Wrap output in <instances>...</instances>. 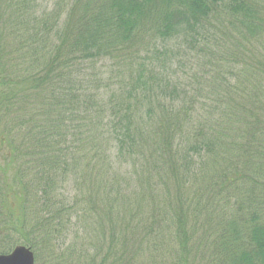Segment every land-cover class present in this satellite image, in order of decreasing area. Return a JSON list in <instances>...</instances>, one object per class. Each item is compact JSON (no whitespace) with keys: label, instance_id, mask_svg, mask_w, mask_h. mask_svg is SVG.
Here are the masks:
<instances>
[{"label":"trees","instance_id":"trees-1","mask_svg":"<svg viewBox=\"0 0 264 264\" xmlns=\"http://www.w3.org/2000/svg\"><path fill=\"white\" fill-rule=\"evenodd\" d=\"M35 1L0 0V43L9 29L34 70L19 75L0 59V146L12 150L3 163L39 172L37 185L0 176V199L16 202L0 203V254L23 245L41 264L65 245L86 264H264V202L242 189L264 140L254 109L264 87L254 82L245 105L232 84L264 66L263 56L245 62L239 40L263 30L257 0H62L43 26ZM103 61L128 80L97 101L100 80L86 69ZM189 62L203 74L187 86L177 71ZM28 115L39 120L32 144L18 134ZM227 205L235 212L218 216Z\"/></svg>","mask_w":264,"mask_h":264},{"label":"rangeland","instance_id":"rangeland-1","mask_svg":"<svg viewBox=\"0 0 264 264\" xmlns=\"http://www.w3.org/2000/svg\"><path fill=\"white\" fill-rule=\"evenodd\" d=\"M59 1L62 0H36L35 3L37 4V7H34V9L37 11L36 15L40 18V22L39 25H42V19L46 18V21H49V25L54 24V17L53 15H57L61 13V9L58 8V6L56 4H58ZM257 4H258V8L260 9V15L262 18V22H263V30L261 33L257 34L254 32L252 36L253 39L252 41H250L249 44V39L246 36H240L239 40H242V51H243V55L245 56V62L250 63H256L259 61V58H261L260 56L264 57V0H257ZM65 22L64 17L60 18V25H63ZM59 25V24H58ZM1 32V29H0ZM6 35H7V40L3 39L0 43V59L3 60L4 62L2 63L4 66H12L15 65V69L17 70V72L19 73V75L21 74H26V73H32L34 72V70L32 68H30L31 66L27 63V61L24 60L25 57H27V53L24 52L22 50L21 47V43H19V40L13 35L12 32H10V30L8 29L6 31ZM258 35H262V37L258 36ZM41 46H43V40L40 39L39 40V48H41ZM254 66V68H259V70L255 71L252 70V73L249 71H245L242 73H239L237 76H235L234 78H232V84L237 85L235 87L236 90H238L237 93V97L238 100L240 101V103L242 104H247V102L251 101V96L254 95V92L251 91L248 93L249 90H251L253 88V86H255V83H257L258 86H263L264 87V71L263 68L264 66H256L255 64H252ZM18 66L20 67L18 70ZM120 66L114 64L113 62H109V61H103V62H99L95 67L93 68H87L86 69V75H90L92 74V76H95L96 78H98L99 81V86L102 89H92V92H97V98H95L97 101L98 100H102L106 101V99L108 98V91L109 90H105V87H110V90L113 91L115 94H119L121 92V89L123 90L124 84L127 83L128 80V72H123L122 74L126 75L120 78H117L116 76H118V72H117V68H119ZM180 68H182L180 66ZM36 71V69H35ZM179 72L181 75H179V79H181L182 81H185L186 78H188V83L187 86L189 85V83L191 82V76L193 75V73H197V74H203L202 71L197 70V68H195L194 66H192V68H190V62L189 64H186V67L182 68V72ZM85 73V70L82 71V74ZM185 75H184V74ZM253 82V83H252ZM255 82V83H254ZM259 83V84H258ZM83 84L87 85L88 83L84 82ZM83 85V86H85ZM96 85V84H95ZM91 86V85H88ZM259 89V88H256ZM85 90V89H82ZM225 88L223 86H220V92H217L216 95L219 99H217V105L220 108L225 106V103H223L222 101H220L221 97H223L224 100L225 99L224 95L227 93H224ZM111 91L109 92V95H111ZM248 93V94H247ZM258 94V93H257ZM229 95V94H228ZM34 99L36 100V102L39 101V95H35L33 96ZM260 99L262 101V103L260 101L255 103V113L256 114H262L264 116V111H262L261 109L257 108L262 106L264 109V98H262L261 94H260ZM35 101H31L28 104H34L36 103ZM252 104V102H250V105ZM34 107L35 106H28V111H32L34 112ZM251 109V107H249V110ZM27 114L26 112L23 113V115ZM22 121H24V125L18 130V134L24 138V140H26L27 143L32 144L33 143V139L34 137L37 135L35 132H33V127L39 122V120H36V118H32L30 117V115H28L26 118H24ZM113 142L110 143V145ZM254 145L257 148L258 151V158H257V164H256V168L254 167V169L250 170V172H247L248 177H246L245 181V186L246 188H242L244 189L247 194H251L252 199H257L258 201H260V203L264 202V140L262 139V141H260V144L254 143ZM11 149V148H10ZM7 149L5 147H1L0 146V176L2 177L3 174L6 175V180L11 182L10 184L13 183V180L17 177L18 181L20 178H23L24 174L26 175V180L24 179L23 183H25V181H31L29 183H33L34 185H37L38 183V178H39V172L38 170H32L30 172H26V173H16V171L12 170V167H7L5 168L4 166V161L6 160L7 162H11L12 160V150ZM14 149V148H12ZM21 152H30L29 155H34L36 154L38 151H33V150H20ZM240 151V150H238ZM17 152V151H15ZM230 153H237V150H229ZM122 161V167L124 171H126L125 169H127L130 163H123ZM255 166V165H254ZM129 169V168H128ZM38 174V175H37ZM132 177H134V175H131ZM20 183V181H19ZM3 184L0 181V190L4 191L5 187H3L1 189V186ZM75 185V183L70 184V186ZM100 190L103 192L104 190V186L102 184V182L100 183ZM70 190V189H69ZM242 190V191H244ZM7 194L9 197H12L10 195V191ZM72 197H74L76 195L75 191L71 192ZM241 198V197H240ZM242 199V198H241ZM4 200V201H3ZM226 200V204H229V202H231L232 199H224ZM2 209L1 210H5L7 208L8 202L9 204H12L15 206V201L14 199L10 198V199H0V203H2ZM39 210V207H36V210ZM217 214L218 216H225L228 213H230L231 211H233V213L235 212L229 205L227 206H223V207H218L217 208ZM202 215H205V211H203L201 213ZM115 216H113L112 218L114 219ZM100 220V218H99ZM69 224V228L70 230L73 232L75 231V227L77 228L78 225H75V217L71 218L70 220H68ZM84 226L81 227L80 230H84ZM94 237L93 239H96L97 241H103L105 236L107 235L106 233H104V228H101L100 226L96 228V230L94 231ZM13 235L17 236L14 232H12ZM4 236L3 231H0V237L2 238ZM61 238H59L57 241H59ZM99 247V244H98ZM75 248V247H74ZM78 249V247H76ZM55 255H50L51 253H44L42 254V256H40L39 258V262L41 264H86L88 262H86L85 260H81V262H79V260L77 259V255H71V256H67L66 253L67 251L65 250V245H61L59 247H56L55 249ZM84 257V256H82Z\"/></svg>","mask_w":264,"mask_h":264},{"label":"water","instance_id":"water-1","mask_svg":"<svg viewBox=\"0 0 264 264\" xmlns=\"http://www.w3.org/2000/svg\"><path fill=\"white\" fill-rule=\"evenodd\" d=\"M0 264H35L34 254L30 248L18 245L8 255L0 254Z\"/></svg>","mask_w":264,"mask_h":264}]
</instances>
